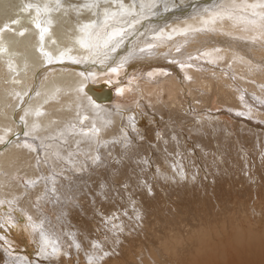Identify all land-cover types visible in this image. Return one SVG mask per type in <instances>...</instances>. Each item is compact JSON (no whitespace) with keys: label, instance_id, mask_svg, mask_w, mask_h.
I'll use <instances>...</instances> for the list:
<instances>
[{"label":"bare ground","instance_id":"6f19581e","mask_svg":"<svg viewBox=\"0 0 264 264\" xmlns=\"http://www.w3.org/2000/svg\"><path fill=\"white\" fill-rule=\"evenodd\" d=\"M205 104L212 117H190L191 107ZM148 113L165 124L154 132L159 140L145 149L122 135L137 131ZM233 117L239 128L264 136L258 124L264 123V0H0V264H32V258L59 254L46 230L54 221L51 208L56 199H69L77 172L85 174L105 158L109 167L101 172L119 169L106 145V153L136 146L130 163L143 173L142 164L151 160L160 166L180 149L194 151V143L202 146L196 143L201 134L212 136L217 124L229 126ZM169 164L176 173L164 168L160 176L186 177L181 164ZM72 175L73 183L61 181L60 190L51 191L53 181ZM232 218L233 236L241 237L237 230L243 227ZM215 221L189 235V242L197 241L192 263L211 264L217 256V245L205 235L227 221ZM182 237L163 238L159 254L147 251L142 264H160V253L178 257L188 241ZM23 246L26 252L33 247L34 256ZM115 258L104 264H127V256Z\"/></svg>","mask_w":264,"mask_h":264},{"label":"rangeland","instance_id":"374dc122","mask_svg":"<svg viewBox=\"0 0 264 264\" xmlns=\"http://www.w3.org/2000/svg\"><path fill=\"white\" fill-rule=\"evenodd\" d=\"M189 2L192 3V0H189ZM198 98L204 99L205 97L199 96ZM218 110L228 112L245 121L256 123L254 119L245 117L242 113L225 109ZM212 112L213 110H210L206 104L199 107L195 106L194 109L191 107L192 114L190 117L194 116L193 113L198 115L199 118L212 117V115H209ZM151 115L152 113H148V116L143 120L144 125L138 126L136 124L137 131L133 127L130 131H124L122 137L127 140H134L137 147L140 146L145 149L146 147L149 148L154 141L157 142L159 137L154 132L161 127V124L164 125L165 121L155 114L153 117ZM163 116H165L164 119L168 118V115L164 113ZM235 117L230 119L229 126L224 125L222 128L217 124L219 128L213 131L212 136L209 132L204 135L201 134L203 140L196 141V143H202V146L199 145L198 147L194 143L195 153L194 151L188 152V150L180 149L177 154H169L170 157L165 158L164 163L160 166L151 160L150 164H142L144 168H147L143 173H140L130 163V161L133 162V156L136 154V146L131 150H127L130 154L128 153L125 157L127 151L125 152L124 149L120 151L121 153L116 151L106 153L109 149V145H106L104 147L105 154L109 155L111 164L118 163L119 169L115 172L112 169L101 172L103 167L107 169L109 167V162L105 158L97 166L91 165L89 170L86 169L85 174L77 172L79 180L70 188L69 199L55 198L58 202L61 201L54 203L55 209L51 208L54 221L53 223L49 221L46 228L51 235L49 238L54 239V242H51L56 244L54 246H58L56 249L59 254L49 251L56 256L52 259H44V257H38L37 255L35 258L38 257L37 260L39 261H34L32 258V264H39L37 262L41 264L44 262V264H104L106 261L110 262V259L114 260L115 257L119 259L122 256L123 259L127 256V264H142L143 259L148 256L147 251L150 254L151 250L154 249L159 254L161 244L165 241L163 238L181 234L183 237L186 236L185 239H188L194 229L197 230L206 222L215 220V222L222 223L224 220L227 222L224 227L216 223L215 226L220 229L217 228V230L216 227L213 229L222 236L218 237V234L214 233L213 230H211L213 233L209 231L210 233L205 235V240L207 239L209 243L213 241V248L217 245V251L219 250L218 252L215 251L217 256H213L211 264H264V186L262 184L264 183V136L260 137L251 130L239 128V123L235 120ZM147 123L148 126L145 127ZM258 124L264 126L263 122L258 121ZM245 125L250 126L247 123ZM188 138L191 141L190 137ZM127 148L125 147V149ZM170 159L175 161L177 165L181 164L179 167L184 169L186 177H183V173L182 177L177 175L179 181H173L169 178L167 180V175H165V178L163 175L160 176L161 171H163V174H165V171L168 174L169 172H175L176 167L169 164ZM143 160L144 163L145 160ZM66 164V168H71L68 163ZM164 164L168 165L165 166ZM149 166L153 170L151 178ZM127 168H129V171ZM72 173L73 171L70 170L69 175ZM73 177L74 175L59 179L57 182L53 181L51 191L54 189L59 191L61 181L66 184L68 182L73 183ZM130 178L132 181H130ZM62 194L61 192L58 198L62 197ZM54 204L51 203L53 207ZM58 204L62 207H59ZM48 207L45 206L44 210ZM231 217L238 221L239 226L243 227V231L246 229V232H250V235L248 233L249 239H247L246 232L241 235V228V230H237L240 231L239 235L241 237L233 236L235 234L233 232L236 230L232 229L235 222L229 219ZM251 230H255L253 231V238L251 237L253 233ZM214 234H216L215 237ZM243 235H246V237ZM229 237L233 239L230 240ZM184 238L183 240H185ZM228 238L230 241L227 240ZM134 239L136 240L134 241ZM250 239L256 240L251 241ZM234 240L235 242H233ZM244 240L249 241L252 245L255 242L259 244L262 240V244L256 246L255 243L252 246ZM231 241L232 244L235 243L236 246L243 247V249L237 247L239 250V252L237 250V253ZM190 243L188 239L179 246L181 249H178V257L170 256V254H162V256L160 253V258H158L160 264L192 263L191 260H194L196 256L194 251L197 241L193 240V244ZM245 243L248 245H245ZM41 245L45 249V244L41 243ZM244 246L250 249H244ZM251 246L253 249H251ZM221 247H225L226 253L224 250L221 251L223 249ZM237 248L235 247V249ZM23 249L25 251L27 247L23 246ZM130 253L133 256H129ZM230 253H232L231 256ZM26 254L34 256L33 247H30ZM134 254H137L136 259ZM224 255L228 257H224ZM1 257L0 254V260ZM63 257L67 259L64 263L61 260ZM149 260L151 259L149 258ZM227 261L230 263H226ZM196 263L200 264L197 260L193 261L192 264Z\"/></svg>","mask_w":264,"mask_h":264}]
</instances>
